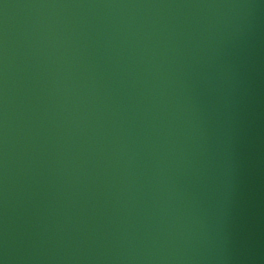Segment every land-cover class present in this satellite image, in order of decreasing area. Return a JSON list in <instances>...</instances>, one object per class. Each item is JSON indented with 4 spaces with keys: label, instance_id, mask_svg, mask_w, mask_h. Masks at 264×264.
I'll return each mask as SVG.
<instances>
[{
    "label": "water",
    "instance_id": "1",
    "mask_svg": "<svg viewBox=\"0 0 264 264\" xmlns=\"http://www.w3.org/2000/svg\"><path fill=\"white\" fill-rule=\"evenodd\" d=\"M0 264H264V0H0Z\"/></svg>",
    "mask_w": 264,
    "mask_h": 264
}]
</instances>
